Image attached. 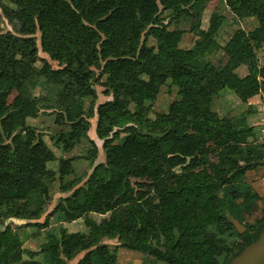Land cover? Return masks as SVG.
Here are the masks:
<instances>
[{
  "label": "trees",
  "instance_id": "trees-1",
  "mask_svg": "<svg viewBox=\"0 0 264 264\" xmlns=\"http://www.w3.org/2000/svg\"><path fill=\"white\" fill-rule=\"evenodd\" d=\"M208 2L0 0V264H67L80 253L75 264H115L117 247L107 238L124 240L152 264H230L258 237L264 216L244 232L231 220L244 219L237 199L248 212L260 199L247 178L249 171L264 166V141L257 140L248 121L250 111L217 117L209 110L194 127L191 112L196 96L238 87L236 69L241 65L264 79L258 57L264 0H222L234 21L257 18L253 29L235 27L226 38L222 32L230 18L219 10L212 13L208 28L202 27ZM4 19L11 30L1 29ZM37 31L43 51L58 66L40 58ZM186 31L196 39L182 47ZM150 37L155 39L151 48ZM219 50L225 60L216 63L212 55ZM98 70L106 75L104 92L114 99L97 105ZM168 78L181 79L177 98L157 114L153 127H146ZM120 96L135 106L119 108ZM40 113L53 116L52 146L28 123ZM96 114L106 160L94 165L98 147L88 132ZM208 140L243 147L206 166L198 153ZM83 144L90 159L83 173L76 171L75 157H58L53 149L67 153ZM167 174L172 176L169 186ZM131 175L156 180L151 198L136 195ZM57 183L71 193L60 198L45 221H37ZM87 212L110 215L86 219L89 232H70L63 225ZM8 219L42 229L44 260L23 247ZM243 235L246 240L236 250ZM149 242L151 250L134 244Z\"/></svg>",
  "mask_w": 264,
  "mask_h": 264
},
{
  "label": "rangeland",
  "instance_id": "rangeland-1",
  "mask_svg": "<svg viewBox=\"0 0 264 264\" xmlns=\"http://www.w3.org/2000/svg\"><path fill=\"white\" fill-rule=\"evenodd\" d=\"M37 0H32V2H36ZM215 10L221 11L224 15L228 16L230 20L227 24L224 25L223 35L226 38L229 34L233 32L235 27H242L247 31L253 29L257 24L256 17H248L241 19L239 22L233 20V15L231 11L222 3V0H209L207 7L204 11L203 18H202V27L208 28L211 15ZM167 12V11H166ZM234 21V23H233ZM1 29L4 31L11 30L12 26L7 19H4L1 24ZM38 47H39V56L40 58H47L49 60L50 57L48 53L43 51L41 47V33L39 31L35 34ZM196 36L191 31H186L183 35L182 41L180 45L182 47H189L193 44ZM149 48L155 44V39L153 37L149 38ZM258 57L259 62L261 65L264 64V41L258 48ZM212 60L216 63L220 62L221 60H225V55L223 50H219L217 53L212 55ZM52 61V60H51ZM41 61H38L40 64ZM54 66H58V63L52 61ZM99 70L97 71V75L99 74ZM236 74L240 80V84L238 87L225 91L222 93H217L214 95H209L206 97L196 96L194 98L193 109L191 112L192 118V126L194 127L198 123L202 122L205 118L207 112L212 110L215 112L217 117H222L224 115H235L240 112L249 110L250 113L248 115V121L251 125L256 128L257 131V140L264 141V79L262 77H256L250 74L249 70L247 69L246 65H241L236 69ZM106 80V75L98 76V80H95V88L97 90L98 98H97V105L103 103L107 100H113L112 95H107L104 92L105 86L103 82ZM180 78H168L166 83H164L160 89V92L157 96V99L152 107V110L148 114L144 125L146 127H153L156 123V117L159 112L167 111L169 104L177 98L178 95V86L180 84ZM16 92L11 93L9 97V102H12L13 98L15 97ZM117 106L119 108H133L135 106L134 101L130 100L128 97L120 96L117 100ZM28 123L34 125L38 128V130L44 135L45 140L47 143L52 146V142L49 138V135L52 134L53 129L55 127L53 116L46 115L44 113H40L36 117H29ZM96 124H97V114L91 118V127L89 129V136L94 139L97 147L98 152L96 154L94 165L104 162L106 160L105 150L103 148L104 139H101L96 134ZM61 128H64L65 125H61ZM56 129V127H55ZM243 147L242 144L229 142L223 143L220 141H206L202 146L199 148V156L204 162L206 166H209L211 163H218L223 160V157L227 151H238ZM58 157L66 156V157H75V169L78 173H83L85 170L89 169L90 166V159L87 157L89 153L87 150V144L79 145L74 148L72 151L67 153H62L55 147H53ZM53 166H57V163H52ZM92 168L90 169L91 172ZM182 171V166L177 168V172ZM257 171V170H256ZM247 178L253 183L256 191L260 195V199L258 200L257 208H255L252 212H248L245 210V206L242 199H237V203L239 205L240 210L243 213L244 219L242 221L238 220L243 226L247 227L258 220H260L264 216V193L257 188L258 180H259V172H254L251 170L247 174ZM264 175V174H263ZM263 177V176H261ZM69 179H73L74 177L69 176ZM165 183L167 186L171 184L172 176L171 174H167L165 176ZM161 180V179H159ZM156 180L150 176H138V175H131V183L135 188L136 195H143L144 198H151L154 194V187H155ZM139 183H145L146 185L143 187L139 186ZM71 192H64L62 191L61 183H57L54 185L52 190L51 200L48 202V208L45 214L38 219L37 221L43 222L46 220V215L53 209V207L59 202L60 198L68 196ZM110 212L107 213H97V212H87L83 216L72 220L64 222V226L70 232L81 231V232H89L90 227L89 223L86 222V219H94L96 221H100L102 218L108 217ZM18 223V222H17ZM16 222H10L8 225L12 228L15 232L17 237H21L23 240V247L30 248L35 250L38 254L36 255V259L44 260L47 257V253L41 251V243L44 242L43 240V231L36 226H18ZM160 234H163L161 227L158 228ZM246 230V229H245ZM244 230V231H245ZM162 238L164 236L162 235ZM21 240V241H22ZM109 244L112 246L117 247V254L118 249L120 247L128 248L133 250L134 252H138L141 256V264H152L149 263L148 257L146 254L140 250L130 248L125 245L124 240L120 238H110L105 239ZM246 240V237L243 235L239 238V242L235 245L236 250L241 248L242 244ZM135 245H141L146 249L151 250L152 242L147 244L145 243H134ZM54 250H49L50 254L53 253ZM83 255L80 253L77 257L73 260H69L67 264H75L76 261ZM118 257V256H117ZM27 258V257H25ZM117 263V261H116ZM115 263V264H116ZM164 264V263H158Z\"/></svg>",
  "mask_w": 264,
  "mask_h": 264
},
{
  "label": "water",
  "instance_id": "water-1",
  "mask_svg": "<svg viewBox=\"0 0 264 264\" xmlns=\"http://www.w3.org/2000/svg\"><path fill=\"white\" fill-rule=\"evenodd\" d=\"M231 220L240 232H244L246 227L243 226L238 219L232 217ZM9 221L10 219H8L6 223H9ZM230 264H264V226L258 237L247 244L240 253L234 256Z\"/></svg>",
  "mask_w": 264,
  "mask_h": 264
},
{
  "label": "crops",
  "instance_id": "crops-1",
  "mask_svg": "<svg viewBox=\"0 0 264 264\" xmlns=\"http://www.w3.org/2000/svg\"><path fill=\"white\" fill-rule=\"evenodd\" d=\"M240 144V143H239ZM257 170V171H256ZM254 172H259V180H258V190L264 193V166L259 167L257 169L252 170ZM263 176V177H261ZM138 252H134L133 250H130L128 248L120 247L118 249V257H117V263L116 264H141V256L140 254H137Z\"/></svg>",
  "mask_w": 264,
  "mask_h": 264
}]
</instances>
